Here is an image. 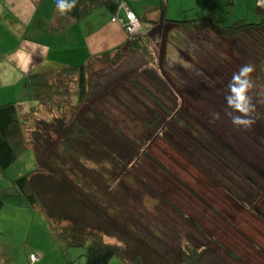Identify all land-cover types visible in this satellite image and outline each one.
Listing matches in <instances>:
<instances>
[{"label": "rangeland", "instance_id": "374dc122", "mask_svg": "<svg viewBox=\"0 0 264 264\" xmlns=\"http://www.w3.org/2000/svg\"><path fill=\"white\" fill-rule=\"evenodd\" d=\"M245 1L248 5L247 10H244L242 5ZM166 2L168 4L167 19L182 20L196 17L198 15L197 10H200L198 6H194L195 8L181 12L179 9L181 0H127V3H130L140 15L144 13L142 7L150 5L151 9L146 16L156 22L159 20L160 14L165 13ZM189 2L191 3V1ZM242 2L239 5L240 0H236V2L234 0L229 2L228 0H214L210 2L208 9L222 23H230L234 17L240 18L244 12L246 15L244 14L243 17L247 22L257 21L259 17L255 0H242ZM233 9L236 11L233 12ZM99 12L103 13V17L106 15L104 9L97 13ZM94 16L97 17V15ZM140 24V34L147 39L148 60H145L139 53H126L123 48H120L119 53L124 59L119 65L101 68L95 65L93 69H90L92 80L95 86H98L86 99L87 104L95 106L92 109L83 105L74 111L75 75L70 76V82L67 78L56 79L55 82L58 85L65 82L70 89L69 104L71 106L63 109V114L73 116V118L81 115L87 120L93 121L96 117L95 112H99L104 119L108 120L109 124H115L122 133H125L136 143L143 141L145 144L149 138L152 139L153 135L160 134L173 144L172 149L175 151L156 148L154 150L156 155L154 154V156L157 163H169L172 159L181 163L185 169L187 167H185L183 159L172 156L174 155L173 152L183 154L193 166H196L200 171L202 170L206 177L214 183L213 185L211 182L203 183V180L197 182L190 174V178L186 182L191 184L192 178V189L190 187L188 189L192 190L191 193L195 197L184 198L186 202L188 201L189 206H187L188 204L184 207L180 205L186 211L188 218H179L175 215L171 216L173 219L165 217V209L158 202L156 204L159 206H156L155 209L151 202L143 203L140 209L138 199L135 201L138 205L135 208V213L139 215L142 213L140 215L142 219L141 229L145 228L144 224H146L161 236L157 238V241L152 242L156 244L157 250L164 243L166 249L170 250L171 257L175 259L185 243H190L196 245L197 249L202 252L199 260L201 264H264V86L256 79L254 71L251 74L253 87L248 92L253 107L246 117L253 121L250 127L244 128L233 125L232 117L239 115V113L234 112L225 99L229 94L227 85L241 65L249 63L254 65L259 56L264 58V35L261 37L253 36L255 39L253 42L244 36L236 39H221L208 32L191 34L171 25H157L151 28L149 22L141 21ZM172 31L180 33L181 37L178 43H172L168 40L167 34ZM127 76H133L143 84L147 86L149 84L153 90L155 89L157 97L170 108V114L164 115L151 127L139 122L138 117L143 120L149 119L148 112L151 111V108L155 107V111H153L155 113L159 112L160 108L131 87ZM102 85L104 87L100 88ZM144 107L149 109L142 112ZM19 111L28 115L27 109L19 108ZM40 112L41 114L35 113L29 117L32 126L29 125L28 130L31 131L32 128H35L37 132H40L39 137L43 138L44 127L41 118L53 119L54 115L49 113L46 106H41ZM172 117L183 119L187 126L186 129L189 130L172 127L170 125ZM190 130L193 131L194 140L199 145L192 144L191 141L193 140L189 141L186 137V135L190 136ZM199 137L203 138L215 153L212 152L213 154H211L206 150L203 147L204 144L202 145L198 141L197 138ZM52 139L53 141L50 140L47 143L48 149L45 147L42 150L44 152L47 149V154H54L53 167L57 178L50 174V178H44L48 182L45 181L39 186L37 180L32 179L30 181V189L36 196V202L33 206L4 202L2 209H0V264L84 263L83 248L81 246L65 247L51 232V229L59 228L58 222L54 221L55 219H50L48 222L46 220V217L53 216L47 210L53 211L55 205L64 208V212L68 208V197L65 192L60 190L59 179L64 177L69 184L74 183L77 179L82 180L81 182L85 184L84 191L87 192L88 190L89 193L92 191L96 197L100 198L96 209L101 218H105V215L103 211H100V208L107 211L108 207L113 205L110 202L114 196L113 189L117 176H111L107 173V161L92 160L89 158L86 148L77 149L78 153L73 156L61 148L53 134ZM153 142L156 143L155 140ZM146 148L148 150L149 146ZM218 155L230 163L238 173L249 177L254 186H250L242 176L240 177L237 172L231 170L227 164L220 160ZM158 156L159 158L161 156L160 161ZM128 157L130 160L127 168L129 172L125 174L126 179L120 185L122 191H119L124 192L126 196L116 195L117 197L115 196L113 199L119 197L123 198L124 201L129 200L130 202L117 203L119 205L116 206L115 210L120 209V206L124 208L128 206L126 210L128 209L131 214V203L134 200L132 194L127 190L134 189L135 191L141 185L138 178L143 179L145 177L144 181L149 182L148 172H155V169L149 165L135 168L132 159L136 155L131 152L127 154ZM46 160L48 164L50 158L47 159L46 157L43 163H46ZM42 165L46 172L51 170L47 165ZM174 165L180 167L179 164L174 163ZM35 166V154L33 149L28 146L2 173L0 172V185H7L11 179L30 172ZM190 169L196 175L195 169L193 168V171L191 166ZM186 171L188 172L187 169ZM176 177L182 176L177 173ZM160 179L158 181H162V178ZM214 180H217V183ZM163 183L164 181L161 184L163 185ZM195 185H198L199 189ZM220 185L242 199L248 208L241 207L239 204V207L236 206L235 201L233 203L219 190ZM135 195L144 197L146 193L144 191ZM205 203L223 215L226 222L220 217L219 219L213 217V215L209 218L207 216L208 211L203 207ZM256 209L259 216L251 212V210ZM109 210L114 212L112 208ZM82 217L84 224L89 225L88 228L84 227L85 233L95 231L96 229L90 226L92 216L88 222H85L84 215ZM127 218L129 217L127 216ZM189 219L199 224L203 231L197 230ZM95 220L92 219L94 223L96 222V226L103 230L108 228V231L115 235L104 237V241L108 243H116L117 241L118 244L121 242L118 234L112 233L116 229L108 226L109 222L104 221L107 223L106 227L103 223L104 219L101 220L102 222L99 219ZM66 223L67 221L63 220L59 224L65 225ZM131 224V220L125 221V225L130 227ZM168 231L170 232L167 234ZM96 232L100 231L96 230ZM142 233H144L143 229ZM124 238L125 243L131 240L125 236ZM208 238L217 240L218 243L224 245L226 249L243 260L229 259L226 254L219 252L215 243L208 241ZM247 239L252 242L251 245L247 243ZM30 254L35 255L36 259L29 261ZM243 255H246V258L241 257ZM127 258L128 256L125 255V260L123 259L125 262H123L119 256H112L107 264H136L133 257ZM68 261L69 263H67ZM132 261L134 262L131 263Z\"/></svg>", "mask_w": 264, "mask_h": 264}, {"label": "trees", "instance_id": "16d2710c", "mask_svg": "<svg viewBox=\"0 0 264 264\" xmlns=\"http://www.w3.org/2000/svg\"><path fill=\"white\" fill-rule=\"evenodd\" d=\"M121 1H124L125 3L127 2V0H78L76 8L65 14V16L72 19H80L91 11L101 7L105 8L107 12L112 15ZM229 1L232 0H228V2ZM150 9L151 7L145 9L144 13L141 15H138L137 18L139 23H141V21H146L149 22L150 25L155 26L160 22H166L176 29L181 28L182 31L189 32L191 34L195 33L196 35V33L208 32L221 39H236L238 37L244 36L250 41L255 42L253 36L256 35L261 37L264 35V6L262 8L256 9L259 17L257 21L247 22L245 17H240L234 18L230 23H222L220 19L214 17V15L210 13L208 8L200 17L185 18L182 20L161 17L156 22L148 19L146 16ZM180 37L181 35L177 31H172L167 34L168 40L172 43H178ZM120 46L121 45L89 55L83 62L79 64H55L27 74L25 76V83L30 102H32L26 108L28 110V113L26 112L28 115L20 113L19 107L14 102L0 104V172L2 173L3 170L7 168L28 146L33 149L36 158V166L30 172L11 179L5 186L0 185V209L4 202L33 206L36 202V196L30 189V181H32V179L37 180V184L39 186L40 184L47 181L44 180V178H50V174L53 175L54 178H57L55 176V168L53 167L54 154H47L46 151L48 149L47 143L50 140L53 141L52 134L57 138L61 148L73 156L78 153L77 149L79 150V148H81V150H83L88 146L93 147V145L99 149L105 150L109 153V155L116 153L118 145L115 141V143H111L110 141H107V143L102 142V145L100 142L102 140L101 136L107 131V129L108 131L113 130L117 133H120V129L115 124H109L108 120L104 119L103 115H101L99 112H95L96 117L93 119V121H89L87 118L81 115H77L75 118L70 115L65 116L63 114V109L71 106V104H69L70 89L67 86V83L63 82L62 85H58L55 80L67 78L68 82H70V76L75 75V91L73 92L75 103L73 107L74 111H77L83 105H86L88 108L92 109L95 106L92 104H87L86 99L91 92L96 90L94 88H97L98 86H95L94 81L92 80L93 77L90 74V69H93L95 65L99 66V68L116 67L119 65V63H121V61L124 59L119 53ZM146 46L147 39L142 36L139 31L136 36L126 41L124 50L126 53H139L145 60H148ZM254 66L256 79L264 86V58L259 56ZM149 79H151V77H149ZM127 80L131 84V87L137 90L139 94L148 99L153 105H157L160 108L159 112L156 113L153 112L155 111V107L151 108V111L148 112L149 119L146 118L143 120L141 117H138V120H140L139 122L151 127L155 122L161 120L164 115L170 114V108H168L165 103L157 97L158 95L154 91L155 89L153 90L149 84L147 86L140 80L133 78V76H127ZM103 87L104 85H102L100 88ZM41 106H46L49 113L54 115H52L54 117L53 119H47L45 117L41 118L43 123L42 125L44 127L43 138L39 137L40 132H37L35 128H32L31 131L28 130V126H32V122H30L29 117L35 113L41 114ZM126 109L130 110L129 108ZM143 109L142 112H146L149 108L144 107ZM132 110L134 111V109ZM172 118V121L187 128L186 124L181 121L180 117ZM100 123L103 125L100 126ZM189 132L194 136L192 130ZM123 136L125 137V141L127 143H130L133 146H139L138 143L131 140L126 134H123ZM161 138L165 139L163 136ZM198 139L206 146V148L210 149L204 140L202 141L200 138ZM45 147L47 149L43 152L42 149ZM112 150H114V152ZM210 151L215 153L211 149ZM123 154H125L126 157L124 164L127 165L128 161H130L128 160L129 157L127 158L129 151L126 150L123 152ZM93 155L94 157L97 156L95 153ZM119 155L122 156V153ZM46 157L47 159L50 158L48 164L47 160L46 163H43ZM220 160L227 164L231 170L237 172L235 168L232 167L230 163L226 162L222 157ZM42 164L47 165L49 169L53 171L50 170L46 172ZM237 174L240 177L242 176V178L250 186H254L253 181L249 177H245L238 172ZM58 181L61 184L60 190L67 194L68 201L70 203H74V205L77 207V211L69 209V203H67L68 208H66V212H64V208L57 207L56 205L53 211L48 209L47 212L52 213L53 216L48 218L46 217L47 222L50 219H55L54 221H57L59 225L58 229H51L52 234L58 240H60L65 247L81 246L83 248V264H107L108 260L112 256H119V258L122 260L124 259L125 255L128 256V253H126L118 243H108L104 241L100 232H96L95 230L85 233V224L80 219V217L83 216V210L81 207L86 205V197L90 199L92 195L89 193V191H84L85 184L81 182L82 180L79 181V179H77L74 183L69 184L68 181L63 177V179H59ZM214 182L217 183V180H214ZM220 187L229 198L231 197L230 199L233 200V202L235 201L236 206L239 204L241 207L248 208V205L242 199H239L226 187H223L222 185H220ZM205 205L210 210H212V212L216 213L218 217L223 219L224 222H226L223 215H221L219 212H216L214 208H211L206 203ZM174 209L177 210L175 207ZM177 212L180 213L181 211L177 210ZM251 212H254L256 216H259L257 209L251 210ZM63 220L67 221V223L65 225L59 224ZM189 221L197 230L203 231V228L199 224L191 219H189ZM208 241L214 242L219 252H223L231 259H235L236 261L243 260L226 249L224 245L218 243L217 240H211L208 238ZM247 243L250 245L252 244V242L250 240L248 241V239ZM182 248V251L177 253L175 259L172 257L173 261H164V263L200 264L199 260L202 252L200 249H197L196 245L185 243L184 247ZM128 258L130 257L128 256ZM243 258H246V255H243ZM124 260L123 262H125ZM133 260L136 264L140 263L138 258H134ZM67 263H69V261Z\"/></svg>", "mask_w": 264, "mask_h": 264}, {"label": "crops", "instance_id": "0c3cea01", "mask_svg": "<svg viewBox=\"0 0 264 264\" xmlns=\"http://www.w3.org/2000/svg\"><path fill=\"white\" fill-rule=\"evenodd\" d=\"M181 1L182 2L179 4V9L181 12L198 6L200 10H197L198 12L196 13L198 15H196V17H200L205 13V10L210 7V2L214 0ZM189 1H191V3ZM234 1L236 2V0ZM242 3V0H240L239 5ZM126 4L137 17L138 15H140L134 10L130 3L126 2ZM242 5L245 8L244 10H247V1H245V3ZM150 7V5H144L142 7V10ZM167 7L168 4L166 2L165 13H161L160 18H166ZM102 9H104L106 13L104 17L103 13H97ZM234 11L236 10L233 9V12ZM119 14L122 13L119 12ZM244 14L241 15V17L246 15ZM94 15H97V17ZM110 16L111 15L107 12V10L101 7L100 9L98 8L91 11L80 19H72L59 13V11L56 9V0H0V104L6 102H14L19 108L26 109L29 104L32 103L30 102L28 90L25 83V76L30 72L47 68L55 64H79L83 62L89 55L101 52L103 50H108L119 45H121L120 48L124 49L127 41L125 34L118 24L109 20ZM157 25L168 26L170 24L166 22H160ZM157 25H150V27L154 28ZM181 121L186 124L183 119H181ZM171 122L172 123H170V125L172 127H175L177 129H186V127L180 126L174 121ZM186 131H188V129H186ZM123 134L125 133H122L121 131L120 133H117L113 130L108 131L107 129V131L104 132V134L101 136V145L102 142L107 143V141H110L111 143L116 142V144L118 145L116 153H114L113 155H109L108 152L103 149H99L94 145L93 147H86V152H88L87 154L89 158H91L92 160L99 159L101 162L106 160V164H108V168L105 167L106 170H108L107 173L111 174V176H117L115 178L116 181L113 189L114 194L110 193L114 195L112 197L114 198L116 195L126 196L124 195V192H119L120 190L122 191L120 185L124 183L126 179L125 174L129 172L127 169L129 166V162L127 165L124 164L126 158L125 154H123L124 151L127 150L129 151V153L132 152L134 153V155H136L135 158H131L133 166L135 168H139L143 165H149L154 167L155 172H148L149 179H147L149 180V182L144 181L146 179L145 177H142L143 179L138 178V180L141 181V185L136 188L135 191L134 189L127 190L132 194V198L134 200L131 203L132 215L130 214L128 209L126 210V207L128 208V206H125V208L123 206H120V209L117 208L118 210H115L116 206L119 205L117 203L122 204L124 202H130L129 200L124 201L123 198L121 199L118 197L119 199L112 198L110 203L113 205L108 207L109 209L112 208L114 212L109 209V211H106L100 208V211L104 212L105 218L99 217V211L96 208L98 207L100 198L96 197V194L90 191L92 197L90 199L86 197V205L84 207H81V209L83 210V215L85 217V222H88L89 219H91V216L94 221H96L95 219H99L100 221L104 219L103 223L105 226L107 225V223L105 222H109L108 226L116 229H113L115 231H113L112 233L118 234L119 239H121L119 245L122 247V249L125 250L126 253H128L129 257L138 258L140 260V263L143 264H165L167 262L164 263V261H173L170 255V250L166 249L165 244L162 243L160 239L158 240L162 243V245L161 247H159V250L156 249V244L152 242L157 241V238H160L161 236L159 235V233L154 232L153 228H151L150 226L148 227V225L144 224L145 228H142L144 230V233H142V219L140 217L142 213H140V215L135 213V208L138 206L136 205L135 201H137L138 199V207L140 209L143 203L147 202L153 203L152 205H154L155 209L156 206H159L158 204H156V202H158L159 204H162V207H164L165 209V212L162 211L164 212L165 217L173 219V217L171 216L175 215L179 218H188L186 211H184L180 207V205L184 207L186 204H188V201L186 202V200L184 199L185 197L186 199L188 198V196L193 198L195 197V195L191 193L192 190L190 191V189H188L189 187H192V178L191 184L186 182V180L190 178V174L197 182L203 180V183L211 182L212 185L214 183L206 177L202 170L200 171L196 166H193L192 163H190L187 160L186 156H184L183 154L173 152L174 155L172 156L174 158H182L183 162L185 163L183 164L185 165V167H187L185 169L183 168L181 163L176 162L171 158V161L169 163H157L154 156V154L156 155L154 151L156 148L159 150L163 148V150L166 149L168 151L169 149L173 150L172 147H174L173 144L165 137V139H162V136H160V134L156 136L153 135L152 139L149 138L145 142V144L143 141L137 142L139 146H133L132 144L127 143ZM189 135L190 136L186 135L188 140H193L194 142L191 141L192 144L196 143V145H199V143L194 140V136L190 133ZM153 140H155L156 143L153 142ZM201 140L203 141L204 139L202 138ZM198 141L203 145V143L199 139ZM148 146L149 149L147 150L146 147ZM203 147L211 154H213L210 149L206 148L205 145ZM112 151L114 152V150ZM94 153L97 155L96 157H94ZM120 153H122V156L119 155ZM161 156L163 157L162 154ZM161 156L160 158L159 156L157 157L159 161L161 160ZM140 162L142 163V165ZM174 163L179 164L180 167H176ZM190 166L192 167V169H195V171L194 169L193 171L195 173L197 172L198 175L197 173L195 175L191 172ZM186 169L189 173L186 171ZM177 173H180V176L182 177L177 178ZM160 178H162V181H158V179L161 180ZM163 181L164 183L162 185L161 183ZM195 186L199 189L198 185ZM219 190L222 191L220 187ZM144 191L146 193L144 197L135 195L143 193ZM227 198L229 197L227 196ZM69 204V209L77 211V207L74 205V203L69 202ZM187 206H189V204ZM174 207L181 212H177ZM203 207L208 211L207 216L209 218L212 215L213 217H218L216 216L217 214L212 212V210H210L205 204H203ZM127 216L129 218H127ZM80 219L81 221H83V218ZM92 219L90 220V226H93L94 229L100 231L103 238L115 236L112 235L110 231H108V228L107 230H103L99 226H96V222L94 223ZM126 220H131L133 225L131 224L130 227L128 225H125ZM85 226L86 228H88L89 225H86L85 223ZM169 232L170 231L166 233L168 234ZM124 236L130 238L131 240H128L127 243H125L123 241V239H125ZM182 249L183 248H181L179 252H181ZM229 259L231 258L229 257Z\"/></svg>", "mask_w": 264, "mask_h": 264}, {"label": "clouds", "instance_id": "9594fccd", "mask_svg": "<svg viewBox=\"0 0 264 264\" xmlns=\"http://www.w3.org/2000/svg\"><path fill=\"white\" fill-rule=\"evenodd\" d=\"M78 0H56V9L61 15L76 8ZM261 6H264V0H261ZM255 71L253 64L241 65L239 70L232 76L227 85L229 94L225 97L227 104L234 112L239 113L232 117V123L236 127H250L253 121L246 118L251 109V99L248 95L249 90L253 87L251 74Z\"/></svg>", "mask_w": 264, "mask_h": 264}, {"label": "built area", "instance_id": "2783aa9c", "mask_svg": "<svg viewBox=\"0 0 264 264\" xmlns=\"http://www.w3.org/2000/svg\"><path fill=\"white\" fill-rule=\"evenodd\" d=\"M256 6L257 8L263 7L261 6V0H256ZM119 12H121L122 14H119ZM109 20L121 27L127 40L132 39L139 33L140 23L138 21V18L124 1H121L118 4L116 10L110 16ZM34 259H36V256L30 254L29 260L33 261Z\"/></svg>", "mask_w": 264, "mask_h": 264}]
</instances>
